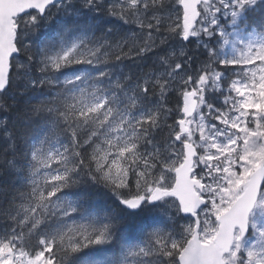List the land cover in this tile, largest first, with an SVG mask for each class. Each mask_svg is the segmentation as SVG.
Returning a JSON list of instances; mask_svg holds the SVG:
<instances>
[{
  "label": "snow or ice",
  "instance_id": "1",
  "mask_svg": "<svg viewBox=\"0 0 264 264\" xmlns=\"http://www.w3.org/2000/svg\"><path fill=\"white\" fill-rule=\"evenodd\" d=\"M0 264H264V0H0Z\"/></svg>",
  "mask_w": 264,
  "mask_h": 264
}]
</instances>
